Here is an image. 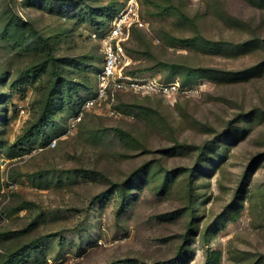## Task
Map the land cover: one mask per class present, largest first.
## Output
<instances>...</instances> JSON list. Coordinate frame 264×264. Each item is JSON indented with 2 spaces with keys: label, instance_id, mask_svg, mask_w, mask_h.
<instances>
[{
  "label": "rangeland",
  "instance_id": "obj_1",
  "mask_svg": "<svg viewBox=\"0 0 264 264\" xmlns=\"http://www.w3.org/2000/svg\"><path fill=\"white\" fill-rule=\"evenodd\" d=\"M128 2L0 0V262L264 264V0H135L122 71L187 93L68 132Z\"/></svg>",
  "mask_w": 264,
  "mask_h": 264
},
{
  "label": "built area",
  "instance_id": "obj_2",
  "mask_svg": "<svg viewBox=\"0 0 264 264\" xmlns=\"http://www.w3.org/2000/svg\"><path fill=\"white\" fill-rule=\"evenodd\" d=\"M141 27L143 22L137 14L135 0H129L126 8L114 18L110 28L100 38L104 60L96 75L95 93L85 99L82 106L67 119L68 132L80 123L84 108L112 101L118 93L133 92L164 98H170L180 92L187 93L188 89H183L178 83H163L151 76L135 77L124 74L121 69L126 59L123 43L129 37L131 29ZM50 145L54 146L55 141Z\"/></svg>",
  "mask_w": 264,
  "mask_h": 264
},
{
  "label": "trees",
  "instance_id": "obj_3",
  "mask_svg": "<svg viewBox=\"0 0 264 264\" xmlns=\"http://www.w3.org/2000/svg\"><path fill=\"white\" fill-rule=\"evenodd\" d=\"M207 70L211 71V72H214V73H217L219 76L226 75V76H242V77H244L243 76L244 75V71H240V72H221L219 70H214V69H207ZM82 101L80 103H82ZM13 257L14 256L6 257L2 262H0V264H11L14 261Z\"/></svg>",
  "mask_w": 264,
  "mask_h": 264
}]
</instances>
